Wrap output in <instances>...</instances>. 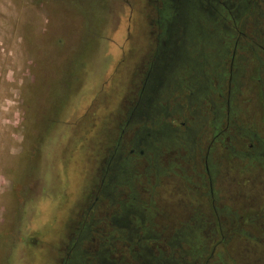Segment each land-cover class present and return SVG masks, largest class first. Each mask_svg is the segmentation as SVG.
Returning a JSON list of instances; mask_svg holds the SVG:
<instances>
[{
    "label": "rangeland",
    "instance_id": "obj_1",
    "mask_svg": "<svg viewBox=\"0 0 264 264\" xmlns=\"http://www.w3.org/2000/svg\"><path fill=\"white\" fill-rule=\"evenodd\" d=\"M165 1L0 0V264H61L68 250L79 249L91 217L104 216L114 227L115 191L122 200L131 187L134 206L149 210L152 200L153 231L163 240L190 229L205 238L208 250L221 242L212 264H264V159L253 153L264 148V56L258 64L245 47L236 60L227 129L216 93L224 91L220 66L238 14L223 26L218 12L203 11L202 0H177L176 10L170 2L159 16ZM249 11L252 26H263L264 10ZM171 59L175 68L160 97L152 96L144 110H174L175 117L164 138L153 133L148 146L135 150L142 153L128 155L140 129L132 116L146 102L148 73ZM187 97L192 104L183 114ZM202 99L212 106L201 111ZM184 121L186 129L204 128L224 139L223 148L212 146V191L197 162L210 136L204 134L203 154L195 160V144L175 145ZM233 129L240 140L229 137ZM125 155L131 157L127 178L114 183L115 165ZM213 203L224 238L212 232ZM237 216L245 234H228ZM164 242L152 248L165 251ZM122 245L110 258L128 264Z\"/></svg>",
    "mask_w": 264,
    "mask_h": 264
},
{
    "label": "trees",
    "instance_id": "obj_2",
    "mask_svg": "<svg viewBox=\"0 0 264 264\" xmlns=\"http://www.w3.org/2000/svg\"><path fill=\"white\" fill-rule=\"evenodd\" d=\"M246 18V15L241 16L240 21H236L235 19H232V25L229 26V36L226 39L227 45H226V51L223 54L222 57V64L220 66V69H222V85H223V92H218L217 95L219 97V104L221 105V111L224 112L223 114V120L225 122V125H230V122L232 119L231 116V104L233 103V93L235 91L234 88V82H235V70L237 67L236 60L239 58V55L241 52L245 50H249L251 52V55L254 57L255 61L259 64L261 59L260 56H264V26H241L243 20ZM210 28H215L216 31H218L217 26H211ZM225 30L228 31V28ZM186 31V30H185ZM184 32V31H183ZM185 33V32H184ZM249 44L250 48L247 46ZM252 46V47H251ZM249 48V49H248ZM203 49V48H202ZM172 56V55H171ZM171 58V57H170ZM176 61L175 59H171L168 62L164 64H160L152 74V79H160L163 83V81L166 79L167 75L170 74V71L172 72L175 68ZM158 65V64H157ZM167 65V66H166ZM204 65V64H203ZM168 70V71H167ZM164 72V75L162 74ZM166 72V73H165ZM163 75V76H162ZM160 83L157 89L162 85ZM216 87V85H215ZM161 88L156 91V93L150 94V92L144 94V98L146 97H160V90ZM174 94L175 89L172 88ZM177 94V92H176ZM204 99H202L203 101ZM189 102L191 100L187 97L186 99L182 100V105L184 107L183 114L188 112L189 108ZM162 104H160L161 106ZM210 100H204L203 104L200 105V110L202 111V107L210 108ZM182 108V107H181ZM174 110H163L160 108H156L154 112L150 113L148 116H143L139 118L141 121V124L138 126L139 131L137 132V136L146 135V134H153L158 133L162 130V127L165 125H169L174 119L173 115ZM206 113L211 116L213 115V112L211 109H208ZM228 120V121H227ZM212 121V120H211ZM167 123V124H166ZM205 125V123H203ZM187 126V122H185V127ZM181 125L177 126L176 129H181ZM210 128L213 127V125L210 124ZM188 129V128H187ZM156 131V132H154ZM237 137V134L235 135ZM182 141V140H181ZM222 146H224L223 142L224 139H221ZM192 142L190 140H187V137L183 140V146L181 144V147L184 148L189 146ZM254 147V145L252 144ZM248 150L251 152L253 150ZM264 150V148H263ZM193 152V151H192ZM256 156L263 157L264 159V152L259 151L256 152ZM250 159V157H249ZM252 159V158H251ZM255 159V158H254ZM154 171V170H153ZM89 226V224L87 225ZM86 224L83 227V230L80 234V237H78V242L76 243V247L78 250H68L67 255L61 264H118V260H113L110 258L111 254H114L117 244H122L121 242L117 241L116 238H118V234H114V230L117 231V228L109 227L108 224H102V226H89V231L86 232ZM110 231V232H109ZM111 231H113V234H111ZM109 232V234H108ZM185 233L189 231H184ZM79 233V230H78ZM126 235V233L124 232ZM156 235V233L154 232ZM116 235V237H115ZM113 236V240H110L109 237ZM143 235H138V239ZM220 236V235H219ZM121 238V236H119ZM126 237L122 236V241L124 244H128V250H125L126 253H124L126 260L128 261V264H212V260H214L215 254L212 256V250L217 246L218 244H221V242L212 245L211 249L208 250V246L205 238H201L200 235H184L183 237L179 238L180 243H178L181 247L180 252L179 250L177 253L172 252L173 250H170V246L168 245L169 242H173L172 237H169L168 240H164V244L166 246L165 251L157 252L158 249L152 248V245L160 244L156 240L148 239L145 243L141 244L143 247H147L148 251L140 249L139 245L134 242H129ZM137 240V239H136ZM135 241V239H134ZM205 242V243H204ZM198 243V244H197ZM223 243V242H222ZM96 244L95 249L85 247L84 245H92ZM201 244V249H199V245ZM224 244V243H223ZM75 242L71 244V246H74ZM70 246V248H71ZM79 246V247H78ZM152 248V249H151ZM116 254V253H115Z\"/></svg>",
    "mask_w": 264,
    "mask_h": 264
},
{
    "label": "flooded vegetation",
    "instance_id": "obj_3",
    "mask_svg": "<svg viewBox=\"0 0 264 264\" xmlns=\"http://www.w3.org/2000/svg\"><path fill=\"white\" fill-rule=\"evenodd\" d=\"M153 1V0H152ZM157 1H161V0H157ZM175 1L177 0H166L165 2H163V7L161 9L158 10V14L159 16L163 15L165 9L168 10L170 9ZM232 2H229V0H224L223 3H220V2H216V3H219L220 5L217 6V5H211L207 0H202L203 2V5L202 7L204 8L203 11L205 12H211L212 11H216L218 12V15L222 17L221 20L224 21V24H222L223 26L225 25V23L227 21H230V19L233 18V15L234 14H238L237 17L235 18V22L236 21H240L241 20V16L243 15V13L246 14V18L243 20L242 22V25L241 26H252V25H255L254 23H256L255 21H253L251 18L253 17V12H250L249 10H253V11H262L264 10V0H253L254 2H252L251 5H248L246 4L245 0H231ZM172 2V4L170 3ZM263 5V6H262ZM175 7V10H176V6L174 5ZM217 8V9H216ZM164 10V11H162ZM229 18V20H228ZM165 26H170L167 24H165ZM264 26V25H263ZM164 45V44H163ZM162 45V46H163ZM248 45V44H247ZM157 66V63L153 64V66L151 67V70H155ZM167 66V65H166ZM149 71L148 73V78L150 80V83L148 84V82L146 83L147 86H145L144 90H143V93H142V96L144 95V93H148L150 92V94L152 93H156V91H158L159 88H161V86L157 89L156 87H158V85L160 83H162V81L160 79H156V75L154 76L155 79L153 78V84L151 82V79H152V74H153V71ZM168 71V70H167ZM163 72V71H162ZM166 73V72H165ZM164 75V72L162 73ZM162 75V76H163ZM142 101V100H141ZM151 102V97H147L146 98V102L145 103H141L139 104V107L142 106V110H137L138 112L135 113L132 117L133 118H136L137 120H140L139 118L143 117V116H148L150 114L149 110H144V108H149V104ZM191 102H189V107L191 106ZM212 102H210V105L212 106ZM189 109V108H188ZM131 117V118H132ZM206 121V120H205ZM228 121V120H227ZM167 124V123H166ZM209 124L213 125L214 124V120H210L209 121ZM183 128L185 126V121L182 122L180 124ZM204 126V125H203ZM202 126V128H203ZM168 127V125H165L162 127V130L159 131L158 133H156L155 137L159 138V139H162L164 138L165 136V129ZM228 129V127H227ZM201 130V129H200ZM200 130H197V131H192L191 129H184L182 133H179V129L177 128L175 130V133H177V135H175V141H177L175 143L176 146H181L182 144V147L183 146V140L187 137V140H190L194 146V158L196 160V158H198V156L202 155L203 154V151L202 149L200 148V143L202 142V138L205 137L204 134H207V133H203L204 131V128H203V131L199 132ZM198 135V138L197 140L200 139L197 141V143H194L193 142V139ZM208 136H210V139L208 140V144L205 148V156L204 158L202 156L199 157V161L197 160L198 164L201 165L202 162H203V170H204V176L207 178L208 180V186H209V190L212 191V188H213V179L210 175V171H209V163H210V159H211V155H212V152H213V144L214 143H218V145L222 147V142L221 140H217V138L220 136H217V134L214 133V131H210L208 134ZM236 135V132L234 131V129L232 130V134H230L229 137H233V139H236V140H240L241 137H239L237 135V137H235ZM154 137L153 134H146V135H141V136H137L136 134V137L134 138L133 142L130 144V151L128 152V155H131L133 156L136 152L135 150L137 149V147L141 144H143L144 146H148V142L151 140V138ZM165 139H169V137H165ZM182 140V141H181ZM145 142V143H144ZM168 142V141H167ZM173 143V141H172ZM249 149H252V144H250L249 146ZM232 150V149H230ZM262 152H264V150L262 149L261 150ZM232 152V151H230ZM142 152L139 151V153H136V154H140ZM254 154L256 152H253ZM198 154V155H197ZM252 154V155H254ZM250 156V159L253 157L251 156V154H249ZM150 156V155H149ZM131 160V157L129 156H126L125 157L121 156V158L119 159L118 163H116V168L117 170H119L116 174V176L113 178H111V181H113L115 183V181H123L127 178V175H128V171H129V167L127 166L129 161ZM156 163V162H155ZM151 173L154 172L155 173V176H157L158 172H156V168H154V171H150ZM168 173V172H167ZM153 174V173H152ZM169 174V173H168ZM110 179L108 181L109 184H113V182H111ZM133 187H131V195L129 198H125V199H122L120 198L121 194L118 190H116V194H117V206H118V210L117 212L113 215V217L111 218V221L113 222V226H116L115 228H117V231L114 230V234H118V238L117 241L121 242L124 247L125 250H128V244H124L123 241L121 240L122 239V236L123 237H126L127 235V239H125L124 241L128 240L129 242H134L136 244H138L140 247V249L142 250H146L148 251L147 247H143L141 244L145 243L148 239H151V240H156L158 243L164 241L163 240V233H156V235L154 234V229H153V225H152V215H153V205H152V200H151V207L149 208V210L145 209V207L143 206H140L139 204H136L135 206L132 204V202H137L136 201V198L135 196H133ZM106 190H103V192H105ZM98 199L95 198V202L97 201ZM95 205L92 206V210L94 208ZM214 203H213V217L215 219V223H216V227L214 228V230L212 231L213 233L215 234H218L220 235L222 238H224V227L223 225L221 224L220 222V217L219 215H217V210H215L214 208ZM85 218V217H84ZM239 220L240 218L237 216V218L231 220L229 222V229H228V234L229 232H232L231 234H234V233H237L239 235H242V234H245L244 232H242L241 230H239L240 226H242V224H238L239 223ZM89 221V220H88ZM89 224V226H95V225H98L100 227V225L102 226V224H108V220L107 218H105L103 216L102 219H99V220H96L95 218H92L90 219L89 222H86V226ZM237 225V229L234 228V225ZM89 226L86 227V232L89 231ZM189 232L185 233L184 230H180V231H175L172 233V235L170 237H172V240L173 242H169L168 245L170 246V250H173L172 252L174 253H177V251L179 250L180 252V245L178 243H180L179 241V238L180 237H183L184 235H193L194 233L190 231V229H188ZM124 232L126 233V235L124 234ZM226 232V233H227ZM115 235V237H116ZM138 235H143L141 236L139 239H138ZM119 236H121V238H119ZM110 240H113V236L109 237ZM135 239V241H134ZM137 239V240H136ZM231 240L232 238L230 237L229 240L227 241V245L229 243H231ZM152 249V248H151ZM157 252L160 253V251H162L160 248H157ZM217 249V246L215 245V247L213 248L212 250V256L215 254V251ZM126 253V252H125ZM213 261V260H212Z\"/></svg>",
    "mask_w": 264,
    "mask_h": 264
}]
</instances>
